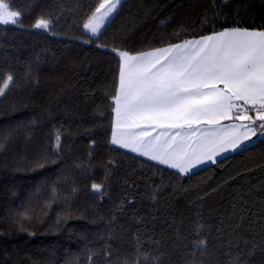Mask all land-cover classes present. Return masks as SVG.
I'll list each match as a JSON object with an SVG mask.
<instances>
[{
	"label": "trees",
	"instance_id": "obj_1",
	"mask_svg": "<svg viewBox=\"0 0 264 264\" xmlns=\"http://www.w3.org/2000/svg\"><path fill=\"white\" fill-rule=\"evenodd\" d=\"M8 2L22 23L0 26V264H264V139L187 176L110 142L117 51L264 31V0H123L98 36L83 24L101 0Z\"/></svg>",
	"mask_w": 264,
	"mask_h": 264
},
{
	"label": "snow or ice",
	"instance_id": "obj_2",
	"mask_svg": "<svg viewBox=\"0 0 264 264\" xmlns=\"http://www.w3.org/2000/svg\"><path fill=\"white\" fill-rule=\"evenodd\" d=\"M119 4L101 0L84 29L98 36ZM21 15L0 0V26L21 24ZM50 24L41 17L33 27L48 31ZM117 55L111 144L187 175L239 149L258 130L264 134V31L226 28L165 48ZM13 79L9 74L0 83V97ZM60 139L57 134V151ZM92 189L99 193L101 185Z\"/></svg>",
	"mask_w": 264,
	"mask_h": 264
},
{
	"label": "crops",
	"instance_id": "obj_3",
	"mask_svg": "<svg viewBox=\"0 0 264 264\" xmlns=\"http://www.w3.org/2000/svg\"><path fill=\"white\" fill-rule=\"evenodd\" d=\"M198 39H199V38H198ZM167 47H168V46H167ZM163 48H165V47H163ZM159 49H160V48H159ZM113 119H114V115H113ZM223 123H224V124H229V123H232V121H224ZM153 135H155V133H153ZM261 135H262V133L260 132V130H258L256 136H253L249 141H246V142H245V143H244L239 149H237V150H235V151H229V152H226V153L221 154L220 156H218V157L216 158V161H218V160H220V159H222V158H224V157H226V156H228V155H231V154L237 152L238 150H240L241 148H243V147H245V146H247V145H249V144L254 143L257 139H260V136H261ZM111 145H112L113 147H115L116 149H119V150L124 151V152L129 153V154H132V155H134V156H136V157H138V158H141V159H143V160H145V161H148V162H150V163H153V164H155V165H158V166H160V167H163V168H165V169H168V170H170V171H173V172L178 173V174L183 175V176L190 175V174H192V173H194V172H196V171H198V170H200V169H202V168H205V167H207V166H209V165L214 164V163H212V162H210V161H209V162H206V163H204V164L198 165L197 167L193 168L192 171H191L189 174L184 175V174L179 173L178 170H176V169L170 168V167H168L167 165H164V164H160V163H158L157 161L150 160L148 157H146V156H142V155H139L138 153L132 152V151H130L129 149L121 148L119 145H113V144H111Z\"/></svg>",
	"mask_w": 264,
	"mask_h": 264
},
{
	"label": "rangeland",
	"instance_id": "obj_4",
	"mask_svg": "<svg viewBox=\"0 0 264 264\" xmlns=\"http://www.w3.org/2000/svg\"><path fill=\"white\" fill-rule=\"evenodd\" d=\"M123 2V0H120V4ZM120 4L117 6V9L119 8V6H120ZM117 9H116V11H117ZM116 11L109 17V19L105 22V25L113 18V16L115 15V13H116ZM104 28V27H103ZM102 28V29H103ZM101 29V30H102ZM32 30H41V29H36V28H34V27H32ZM83 30H84V32L86 33V34H88V35H91L87 30H85L84 29V27H83ZM92 36V35H91Z\"/></svg>",
	"mask_w": 264,
	"mask_h": 264
},
{
	"label": "built area",
	"instance_id": "obj_5",
	"mask_svg": "<svg viewBox=\"0 0 264 264\" xmlns=\"http://www.w3.org/2000/svg\"><path fill=\"white\" fill-rule=\"evenodd\" d=\"M251 115H255L254 113H250ZM264 139V134H262L261 136H260V140H263Z\"/></svg>",
	"mask_w": 264,
	"mask_h": 264
}]
</instances>
